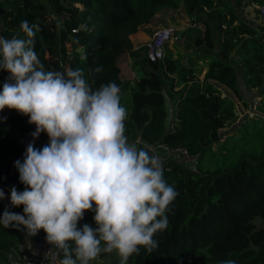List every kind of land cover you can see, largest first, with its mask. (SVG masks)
Listing matches in <instances>:
<instances>
[{
  "label": "trees",
  "instance_id": "1",
  "mask_svg": "<svg viewBox=\"0 0 264 264\" xmlns=\"http://www.w3.org/2000/svg\"><path fill=\"white\" fill-rule=\"evenodd\" d=\"M243 5L264 7V0H0L2 38L11 39L17 33L26 38L20 29L23 20L37 25L35 51L45 70L66 74L82 69L94 90L115 82L127 111L128 142L150 155L151 145L173 151L162 160L164 178L178 192L166 213L168 227L154 235L158 247L153 252L141 248L127 264H220L225 260L264 264V118L261 130L253 125L255 133L262 135L259 148L250 146L252 138L239 146L237 136L231 144L219 141V130L236 117L232 100L221 94V88L237 99L242 98L241 88H260L262 99L255 108L264 116V25L258 29L239 18L237 10ZM161 9L181 10L190 24L202 26L193 43L204 53L214 49L215 55H207L201 80L192 65H182L170 55L150 62L145 47L143 56L142 48H132L129 36L150 24ZM49 13L58 17L56 26L45 19ZM125 53L140 66L139 77H119L116 61ZM96 67L102 70L92 71ZM9 75L0 70V92L5 82H12ZM167 77L171 78L168 87L172 82L182 87L166 121L163 79ZM28 121V116L14 109L0 110V186L10 192L13 186L18 192L27 187L20 182L15 161L24 162L28 144L38 150L49 144L48 139H18L36 130ZM177 148L193 159V167L176 160ZM208 153L218 163L203 170L201 156ZM6 208L24 215L23 205L12 206L3 199L0 217ZM94 215L86 211L78 228L87 224L95 229ZM44 233L40 230L30 236L26 230L0 224V264H12L21 256L19 244L26 235L36 240ZM60 256L62 260V250ZM119 260L114 251L101 253L92 264H119Z\"/></svg>",
  "mask_w": 264,
  "mask_h": 264
},
{
  "label": "clouds",
  "instance_id": "2",
  "mask_svg": "<svg viewBox=\"0 0 264 264\" xmlns=\"http://www.w3.org/2000/svg\"><path fill=\"white\" fill-rule=\"evenodd\" d=\"M20 29L26 38L0 37V70L12 81L3 84L0 110L28 116L36 125L33 140L46 132L49 144L38 150L29 143L24 162L15 161L27 187L18 192L13 186L10 201L23 205L24 215L6 208L0 224L30 236L43 230L63 251L61 264H90L114 251L119 264H127L141 248L153 252V237L167 229L166 213L178 192L158 157L128 143L120 88L109 82L94 90L82 69L45 70L35 51L38 26L23 20ZM86 211L95 213V229L78 228Z\"/></svg>",
  "mask_w": 264,
  "mask_h": 264
},
{
  "label": "rangeland",
  "instance_id": "3",
  "mask_svg": "<svg viewBox=\"0 0 264 264\" xmlns=\"http://www.w3.org/2000/svg\"><path fill=\"white\" fill-rule=\"evenodd\" d=\"M237 14L238 17L248 21L249 23L253 24L256 28H260L263 26L262 23H260V21L258 20L257 17V13L254 10V8L252 6H248V5H243L241 6V8H239L237 10ZM50 25L56 26V24L58 23V17L52 13H49L48 16H46L45 18ZM172 23L173 27H174V36L177 33H181V36H179L177 38V40H173L171 46L174 47L176 49V51L178 52V60H184V62H186L187 64H189V60H187V57H189V50L190 46H196L195 43H193V38L195 37V35L199 32V30L201 31L202 26L197 27V25H192L188 22V20L185 18V16L183 15V13L181 12V10H168V9H161L157 15L153 18V20L150 22V24H148L147 26H145L144 28L141 29V32H145L147 35V38L142 40L140 42V45L138 47L142 48L141 49V56H143V49H144V45L147 42V40L149 39L151 33L159 28V27H163V26H167L170 25ZM143 27V26H142ZM169 43H167L164 47V54L166 56L170 55V50L169 48H167ZM209 54L215 55V51L210 50ZM202 55V54H201ZM183 62V63H184ZM195 65V64H194ZM140 66H137L135 69V74L137 77H139V75H141L142 70L139 69ZM144 69H147L146 66H144ZM197 68L195 69L196 72ZM171 82V78L167 77L163 79V85H164V92L166 94V96L168 95L169 91H170V87H168V85ZM177 84L176 82H172L173 84ZM264 83V81H263ZM241 99H237L235 98V96H233L229 91H227L226 89L221 88L220 92L222 95H225L227 98L231 99L233 104H234V111L236 113V117L235 120L224 126L223 128H221L219 130V141L224 140L225 143L227 144H231L233 142V139L237 136V144L236 146H239L241 144H243L244 142H246L249 138H252V143L250 144L251 147H255V148H259L260 143L259 141L262 138V135H258L257 133H255V128L253 125L255 126H260V130H261V119L264 118V116L258 112V110L255 108L256 105H258V103H260L262 96L260 95V88L257 89H248L245 90L243 88H241ZM126 104L128 103V97L125 100ZM165 106L166 109L170 110V107L168 105V102L165 101ZM244 121L243 125H241L239 131L236 132L235 135H233L234 129L235 127L241 122ZM32 132L26 133L23 136H19L18 139L20 141H33V137H32ZM254 134V135H253ZM251 135H253L251 137ZM235 136V137H234ZM239 136H241V138H239ZM38 139H48L49 137L47 135L46 132H42L40 134V136L38 138H36L35 140ZM130 145H134L135 146V142H128ZM239 149L236 148L235 151L232 152L233 155H235L237 153ZM152 155L158 157L161 161L165 158H167V154L161 149V148H154V152H152ZM215 156L217 157V153L215 154ZM176 160L180 161L181 163L189 166V167H193L194 165V161L192 158H183V156L181 155H177ZM215 157H211L210 154H205L203 156H201V168L203 170L207 169V168H213L216 164L218 163V161L216 159H214ZM0 189H2L5 193V198L4 200H10V191L6 190L5 188L0 186ZM90 264H92V261L90 262Z\"/></svg>",
  "mask_w": 264,
  "mask_h": 264
},
{
  "label": "built area",
  "instance_id": "4",
  "mask_svg": "<svg viewBox=\"0 0 264 264\" xmlns=\"http://www.w3.org/2000/svg\"><path fill=\"white\" fill-rule=\"evenodd\" d=\"M257 13L258 20L264 25V7L254 6ZM174 27L171 25L159 27L155 29L147 42L145 43L144 51L145 56L150 62L162 60L164 57V47L173 38ZM0 37H2L0 35ZM162 150L167 154H171L173 151L167 149L164 146ZM154 152V147L149 148ZM183 158H191L187 155L186 151L182 148H177ZM61 250L55 244H49L46 240V233L37 238L31 244L28 252L21 254L19 257H15L12 264H61Z\"/></svg>",
  "mask_w": 264,
  "mask_h": 264
},
{
  "label": "crops",
  "instance_id": "5",
  "mask_svg": "<svg viewBox=\"0 0 264 264\" xmlns=\"http://www.w3.org/2000/svg\"><path fill=\"white\" fill-rule=\"evenodd\" d=\"M170 25L173 26L172 23ZM145 26H147V25H145ZM145 26L141 27L134 34L129 36L132 48H137L140 45V42L147 38L146 33L143 31L141 32V29L144 28ZM260 27H261V25H260ZM179 36H181V33H177L175 36L173 35L172 40L169 42V44L167 46V48H169V50H170V57L172 60H175L178 58V52L176 51V49L174 47L171 46V44H172V41L177 40V38ZM188 50H189V55H188L189 57H187V56H185V57L187 58V60H189V64H187L186 62H184V60H181V59L179 60V62L182 65H192L193 68H195V69L197 68L195 74H196L197 78L199 80H201L203 77V74L206 70V67H207V61H208L207 55H209V53H204V50L202 49V47H198V46H192V47L190 46V49H188ZM116 65L119 69V77L120 78H122V79H133V78L137 77L135 74L134 68H136L138 65L132 64L131 59L129 58V56L126 53L122 54L117 59ZM170 77L175 78V75H172ZM181 87H182V84H175L174 83L172 85V87H170V91H169L167 96L163 90L164 99H165V101L168 102V105L170 107L169 113H168V110L166 109V111H167L166 121L170 118L171 104L177 98L178 91ZM165 108H166V106H165ZM160 148L162 149V147H160ZM33 241H34L33 237H30L28 235H26L24 237L23 241L19 244L21 254L28 252Z\"/></svg>",
  "mask_w": 264,
  "mask_h": 264
},
{
  "label": "water",
  "instance_id": "6",
  "mask_svg": "<svg viewBox=\"0 0 264 264\" xmlns=\"http://www.w3.org/2000/svg\"><path fill=\"white\" fill-rule=\"evenodd\" d=\"M150 147H152V145Z\"/></svg>",
  "mask_w": 264,
  "mask_h": 264
}]
</instances>
